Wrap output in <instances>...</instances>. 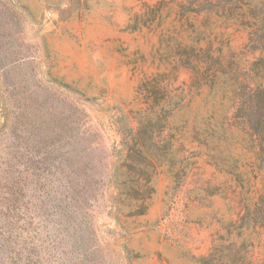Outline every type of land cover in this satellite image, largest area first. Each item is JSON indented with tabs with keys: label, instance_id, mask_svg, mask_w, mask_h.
I'll use <instances>...</instances> for the list:
<instances>
[{
	"label": "rangeland",
	"instance_id": "obj_1",
	"mask_svg": "<svg viewBox=\"0 0 264 264\" xmlns=\"http://www.w3.org/2000/svg\"><path fill=\"white\" fill-rule=\"evenodd\" d=\"M232 2L0 0V264H201L263 208Z\"/></svg>",
	"mask_w": 264,
	"mask_h": 264
},
{
	"label": "trees",
	"instance_id": "obj_2",
	"mask_svg": "<svg viewBox=\"0 0 264 264\" xmlns=\"http://www.w3.org/2000/svg\"><path fill=\"white\" fill-rule=\"evenodd\" d=\"M233 6L225 8L224 14L229 20L242 27L248 35L247 49L255 56L252 64L254 78L243 82L244 90L238 95L239 110L257 114L259 123L251 128L257 136L264 134V0H233ZM246 89V90H245ZM261 210L252 212L250 205L241 216L240 224L226 226L227 234L213 241V247L201 264H256L247 248L243 232L247 226L264 229V204ZM261 216L260 221L258 217ZM234 230L238 231L234 235ZM240 241V242H239Z\"/></svg>",
	"mask_w": 264,
	"mask_h": 264
}]
</instances>
